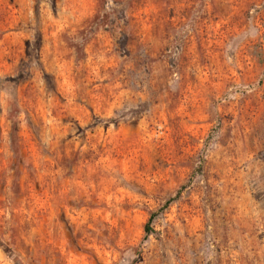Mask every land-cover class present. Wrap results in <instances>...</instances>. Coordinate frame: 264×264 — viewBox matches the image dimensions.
Masks as SVG:
<instances>
[{
    "label": "rangeland",
    "instance_id": "1",
    "mask_svg": "<svg viewBox=\"0 0 264 264\" xmlns=\"http://www.w3.org/2000/svg\"><path fill=\"white\" fill-rule=\"evenodd\" d=\"M0 81V264H264V0H0Z\"/></svg>",
    "mask_w": 264,
    "mask_h": 264
},
{
    "label": "trees",
    "instance_id": "2",
    "mask_svg": "<svg viewBox=\"0 0 264 264\" xmlns=\"http://www.w3.org/2000/svg\"><path fill=\"white\" fill-rule=\"evenodd\" d=\"M126 41H124L123 43H121L124 47H125V45H126ZM3 87V82H1L0 81V90H1V88ZM14 146H15V150L16 151H19V149H18V137H17V135H15V137H14ZM179 196V195H178ZM176 199H171V200H169L167 203H166V207H169L174 201H175ZM147 235L149 236V232H151V229H150V226H148L147 227ZM140 254V253H139Z\"/></svg>",
    "mask_w": 264,
    "mask_h": 264
}]
</instances>
